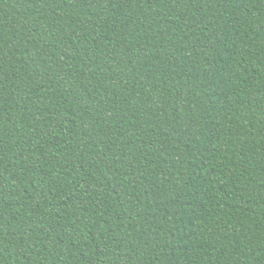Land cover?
Here are the masks:
<instances>
[{"label":"trees","instance_id":"obj_1","mask_svg":"<svg viewBox=\"0 0 264 264\" xmlns=\"http://www.w3.org/2000/svg\"><path fill=\"white\" fill-rule=\"evenodd\" d=\"M0 264H264V0H0Z\"/></svg>","mask_w":264,"mask_h":264}]
</instances>
